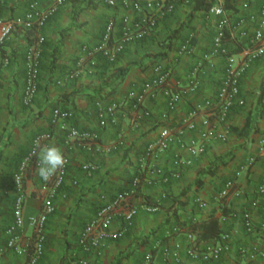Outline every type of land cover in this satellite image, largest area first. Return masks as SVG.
Instances as JSON below:
<instances>
[{
    "label": "crops",
    "instance_id": "0c3cea01",
    "mask_svg": "<svg viewBox=\"0 0 264 264\" xmlns=\"http://www.w3.org/2000/svg\"><path fill=\"white\" fill-rule=\"evenodd\" d=\"M34 1L0 0L3 17L24 16ZM51 1L44 0L43 5L48 6ZM202 1L223 2L234 20L258 13L264 4V0H252L248 7H244L242 0H191L188 5L180 3L172 16L158 24L152 36L128 43L118 60L110 63L101 53L93 51L100 44L109 20L123 14L121 8L108 6L106 0H66L41 30L45 40L39 90L29 106L23 102L26 51L35 40L36 32L20 28L0 48V242L5 243V231L13 222V177L18 165L29 153L33 139L42 133H50L53 138L46 144L59 146L71 158V165L56 198L57 210L48 221L46 250L38 264H70L80 258H85L87 264H140L159 239L167 246L172 244V240L178 241L185 248L187 240L183 233L169 237L168 232L173 220L190 228L193 216H197L201 224L215 218L220 230L231 234L233 249L219 264L241 262L238 249L242 245L250 248L264 245L263 239L247 234L243 224L231 217L233 211L250 207L251 202L259 197L257 190L263 178L264 57L255 61L242 78L240 98L224 122L220 120L217 92L225 77L227 62L224 57L218 56L204 64L206 72L197 94L184 97L171 110L163 90L157 89L155 96L148 99L142 108L149 110L151 115L144 118L138 128L131 125L137 112L133 109L130 94L140 92L153 79L156 65L171 69L172 81L184 82L197 61L210 50L215 35V19H209L205 9L196 11L190 26L172 36ZM190 31L195 32L194 54L180 55L179 47ZM82 56H85L83 64L80 63ZM76 70L80 71L79 76L67 79L68 74ZM120 71L124 73L121 75ZM119 78L122 79L118 83ZM208 99L214 100V108H204L198 113L194 119L196 130L188 132L185 140L199 139L200 132L207 128V122L218 132L227 129L226 139L208 140L205 154L196 158L180 179L172 177L163 181L162 176L152 174L150 183L144 181L140 184L137 202L142 204L146 201L149 204V200L159 204L160 210L148 213L141 208L130 230L122 238L105 243L102 257L93 258L83 253L78 244L81 231L108 200L131 186L145 165L149 168L152 161L144 163L142 158L160 128L182 124L184 118ZM112 101L124 103L118 123L102 129L99 126L98 103L107 106ZM56 109L74 113L67 121L68 127L99 131L100 149L92 155L77 141L68 144L67 133L53 122ZM120 130L127 133V145L116 147ZM178 152L183 157L188 156L175 144L171 151L158 155L153 161L169 172L174 154ZM253 157L256 160L252 168L242 170L247 160ZM221 159L224 160L222 163ZM87 161L98 164L95 173L87 174L82 170L80 165ZM216 161L215 170L206 174ZM36 169L34 162L26 181L27 217L39 214L42 209L43 180ZM200 175L202 180L198 186L196 181ZM230 179L236 180V186L228 197L221 198V192ZM198 198L207 203L205 208L199 207ZM254 219L259 223L260 213L257 212ZM122 227L123 221L117 219L111 231ZM202 231L207 240H198V248L215 240L212 232L204 228ZM181 256L179 262L172 256L166 261L161 248L154 253L153 264H204L189 258L183 250ZM25 259L8 253L0 263L24 264ZM242 264L264 263L256 259L253 262L244 260Z\"/></svg>",
    "mask_w": 264,
    "mask_h": 264
},
{
    "label": "built area",
    "instance_id": "2783aa9c",
    "mask_svg": "<svg viewBox=\"0 0 264 264\" xmlns=\"http://www.w3.org/2000/svg\"><path fill=\"white\" fill-rule=\"evenodd\" d=\"M44 0H35L28 12L24 16L5 19L0 7V48L7 40L20 28L34 30L35 40L28 46L26 51V79L23 92V102L31 105L39 90L40 64L42 46L45 37L42 28L62 7L66 0H53L48 6L43 5ZM244 7L250 6L252 0H242ZM110 7H120L123 14L120 17H113L109 20L101 38L100 44L93 52L101 53L104 58L115 63L124 51L126 45L131 42L141 41L153 35L158 24L172 16L179 4H190L191 0H106ZM209 19H215V35L213 44L201 59L193 66L186 76L185 81H172L171 69H165L161 65L154 67V77L144 85L138 93L131 92L130 98L133 100V109L137 114L133 117L131 125L138 128L142 120L151 115L147 109H142L145 102L155 96L157 89H162L168 99V105L174 110L184 97L197 94L202 86V77L205 75L206 62L214 57L222 56L226 59V74L217 92V103L220 108V120L225 121L231 109L238 102L241 93V80L246 75L252 64L264 57V36L260 40L256 39L257 32L264 33V4L256 14L242 16L233 19L223 2L213 4L207 10ZM118 32L120 33L118 35ZM194 33H189L184 42L179 47L180 55L191 56L194 54L193 39ZM86 51H88L86 49ZM85 62L82 56L80 63ZM80 71L76 70L68 74L67 79H75ZM124 103L112 101L107 106L98 103L99 126L104 129L109 125H117L118 116ZM214 100L208 99L203 104L197 106L188 117L184 118L182 124L178 126L164 125L155 139L146 148L142 158L145 163L150 162L147 169L145 165L141 169L131 184V186L115 197L108 200L85 225L79 236V247L82 252L93 258H100L104 254V245L110 239L122 238L131 228L133 222L143 208L148 213H156L160 210L159 204H148L143 202L138 204L137 198L142 182L150 183L151 175L162 176L163 181H168L165 169L155 160L158 155L171 151L173 145L178 144L181 150L188 153L183 157L180 152L174 154L172 168L169 171L175 179H180L196 158L205 154L207 141L214 138L225 140L228 130L218 132L217 129L207 122V128L200 132V138L185 140L188 132L196 130V117L204 108H214ZM74 116L72 111L56 109L54 111L53 122L57 123L59 129L68 135L67 143L78 142L88 153L92 155L100 149L101 133L99 131L78 130L68 127V120ZM132 129V128H131ZM50 133H42L33 139L29 153L19 163L13 177L14 183V204L13 222L5 231L6 241L0 242V262L6 254H16L25 257L24 264H38L45 254L47 242V224L53 214H55L56 198L62 187L71 165V158L65 155V166L58 170L49 180L42 183V209L37 215L27 217L25 207L28 198L26 181L29 177L30 169L34 162L37 164L36 145L46 144L52 140ZM116 147L127 145V133L120 130L118 133ZM261 156L264 158V142L261 145ZM255 158H250L244 164L242 170L249 171L255 163ZM38 166V164H37ZM81 168L87 174H93L98 170V164L94 161L83 162ZM236 186V180L230 179L226 182L221 192V198L230 195ZM258 198L251 202L250 207L243 210H235L231 213L232 219L239 220L247 234L259 236L264 241V172L261 183L258 187ZM200 208H205L207 203L202 199L196 200ZM260 213L259 223H256L254 216ZM120 219L123 227L120 230L111 231L114 222ZM199 222L197 216L190 219V224ZM29 231H31L29 233ZM184 234L187 240L185 248L183 244L172 240V244L164 245L162 240L156 241L152 249L145 255L140 264H152L154 261V251L162 248V254L166 261L172 256L176 262L181 261L182 250L186 256L193 260H198L204 264H219L221 260L231 253L232 236L229 232H222L220 240L209 242L198 248V232L192 226L183 227L174 220L170 224L169 237ZM164 245V246H163ZM242 261L253 262L256 259L263 260L264 245H254L251 248L242 245L238 249ZM237 262L236 264H242ZM1 264V263H0ZM70 264H87L85 258L72 261Z\"/></svg>",
    "mask_w": 264,
    "mask_h": 264
},
{
    "label": "clouds",
    "instance_id": "9594fccd",
    "mask_svg": "<svg viewBox=\"0 0 264 264\" xmlns=\"http://www.w3.org/2000/svg\"><path fill=\"white\" fill-rule=\"evenodd\" d=\"M264 33L257 32L256 39L260 40ZM37 175L44 181L49 180L58 170L65 166L66 158L63 150L55 143L37 144Z\"/></svg>",
    "mask_w": 264,
    "mask_h": 264
},
{
    "label": "trees",
    "instance_id": "16d2710c",
    "mask_svg": "<svg viewBox=\"0 0 264 264\" xmlns=\"http://www.w3.org/2000/svg\"><path fill=\"white\" fill-rule=\"evenodd\" d=\"M214 4V2H206V1H202V2H199L198 4H197V7H196V10H194V11H192L190 14H189V18H188V21H186V22H183L182 23V25L177 29V31L176 32H174V34H172V36L174 35V36H176L177 35V32L179 33L185 26H190L189 24H190V22L192 21V19H193V17H194V15H195V13H196V11H198V10H203V9H205V10H209V8L212 6ZM189 33H194L195 34V32L194 31H190ZM194 39H195V37H194ZM194 39H193V45H194ZM145 40V39H144ZM141 41H143V40H141ZM124 72L123 71H120V74L122 75ZM121 79L122 78H119L118 79V83L119 82H121ZM224 160H220V162L222 163ZM218 164V161H216V163H214V164H212V166L210 167V169L208 170V171H206V174H211L214 170H215V166ZM165 174L169 177V179L170 178H172V176H171V174H170V172H165ZM202 176L200 175L199 177H198V179H197V181H196V185H200V183H201V180H202V178H201ZM148 202H149V204H156V203H152L151 201H149L148 200ZM191 225L197 230V232H198V240H207V237H204V235L202 234L203 233V228H204V230L205 231H210V232H212V235L215 237V240H213V242H217L218 240H220V237H221V234H222V231L220 230V228H219V222H218V220L217 219H211V220H209V223H203V224H201L200 222H195V223H191ZM192 227V228H193ZM202 229V230H201ZM160 240V239H159ZM164 240H166V238H164ZM156 251H154V253H155ZM145 257V256H144ZM144 259V258H143ZM152 264H153V262H152Z\"/></svg>",
    "mask_w": 264,
    "mask_h": 264
}]
</instances>
